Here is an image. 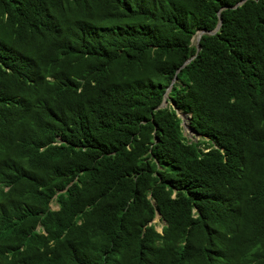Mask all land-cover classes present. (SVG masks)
Wrapping results in <instances>:
<instances>
[{"label": "trees", "instance_id": "16d2710c", "mask_svg": "<svg viewBox=\"0 0 264 264\" xmlns=\"http://www.w3.org/2000/svg\"><path fill=\"white\" fill-rule=\"evenodd\" d=\"M238 1L0 0V264L264 254V0Z\"/></svg>", "mask_w": 264, "mask_h": 264}, {"label": "clouds", "instance_id": "9594fccd", "mask_svg": "<svg viewBox=\"0 0 264 264\" xmlns=\"http://www.w3.org/2000/svg\"><path fill=\"white\" fill-rule=\"evenodd\" d=\"M193 40H194V38H193ZM192 44H194L193 42H192ZM175 79V78H174ZM172 82H174V80L172 81ZM172 86V85H171ZM168 88V87H167ZM171 89V88H170ZM165 93V92H164ZM169 93V92H168ZM168 97H169V95H168ZM168 97H167V100H168V103H167V105L165 106V107H167L168 105H170L173 109H174V107L172 106V104H171V102L172 101H170L169 99H168ZM162 102V101H161ZM160 102V103H161ZM160 103L155 107V109H160V108H165V107H158L159 105H160ZM175 106H176V104H175ZM177 107V106H176ZM180 109V108H179ZM175 110V109H174ZM181 111H183L182 109H180ZM175 112H176V110H175ZM183 112H185V111H183ZM185 113H187V116H189L190 115V121H191V112H185ZM176 115L178 116V114H177V112H176ZM35 117H37V115L35 114V113H33V112H31V111H29V110H27L26 108H22V111H21V114H20V116L19 117H17L16 119H14V121L13 122H15V123H17L20 127H23V126H25L31 119H33V118H35ZM180 119H181V117L180 116H178ZM190 121H189V124H190ZM181 122H182V119H181ZM181 126H182V124H181ZM190 126H192L191 124H190ZM193 127V126H192ZM194 128V127H193ZM184 129H183V126H182V131H183ZM188 130V129H187ZM196 130V129H195ZM197 131V130H196ZM197 133H198V131H197ZM184 134V133H183ZM190 134V133H189ZM192 136L191 137H194L195 139L194 140H197V139H199L200 137H201V135L198 133V135H195L194 133L193 134H191ZM186 136V135H185ZM190 137V138H191ZM56 139L58 140V141H53L52 142V144H59L60 142H61V137L60 136H57L56 137ZM193 139V138H192ZM6 189H7V187H6ZM51 205H54L55 206V208H52L51 207ZM49 207H50V209H52V210H57L58 208H59V205H58V203H56V201H55V197H53L51 200H50V202H49ZM156 217H158V222H162V227H161V230H158L157 228H156V222H153L154 221V219L156 218ZM154 219L152 220V223H155V228H156V230L159 232V233H162V231H163V227L164 226H166V222L161 218V215L159 214V213H156V215H155V217H154ZM36 229H38V230H42V232L43 233H45L44 232V230L41 228V224L40 223H38L37 225H36ZM253 263L254 264H264V254L263 253H261V252H258V254L255 256V258H254V261H253Z\"/></svg>", "mask_w": 264, "mask_h": 264}, {"label": "water", "instance_id": "95a60500", "mask_svg": "<svg viewBox=\"0 0 264 264\" xmlns=\"http://www.w3.org/2000/svg\"><path fill=\"white\" fill-rule=\"evenodd\" d=\"M245 0H240L238 2H236L234 5H232L231 7H236L238 5H240L241 3H243ZM222 8H225V7H221L219 10H218V16H219V21L218 23L216 24L215 28L212 29V30H206V29H198L196 30V32L194 33V35L191 37V42H193V38H194V44L196 46V52L195 54H197V52L199 51L200 49V38L203 34H213L215 33L219 27H220V24H221V18H220V10ZM191 56L190 58L186 59L185 62L177 69V71L179 69H181L185 64H187L194 56ZM171 85L172 83L168 86V88L166 89L165 93L163 94V99H162V102L160 103V105L158 107H165L168 103V100H167V97H168V92L170 91V88H171ZM172 106L174 107V109L176 110L178 116L181 117L182 119V126H183V129H188L189 133L190 134H195V135H198L197 131L192 127L190 126L189 124V121H190V115L187 116V113L181 111L178 107L175 106V103L174 102H171Z\"/></svg>", "mask_w": 264, "mask_h": 264}, {"label": "rangeland", "instance_id": "374dc122", "mask_svg": "<svg viewBox=\"0 0 264 264\" xmlns=\"http://www.w3.org/2000/svg\"><path fill=\"white\" fill-rule=\"evenodd\" d=\"M193 43H194V40H193ZM183 133H184V135H186L187 137H191V136H192L191 134H189V131H188L187 129H184V130H183ZM191 138L195 139L194 137H191ZM51 207H52V208H55L54 205H51ZM153 222H156V228H157L158 230H161L162 222H158V217H156V218L154 219Z\"/></svg>", "mask_w": 264, "mask_h": 264}]
</instances>
